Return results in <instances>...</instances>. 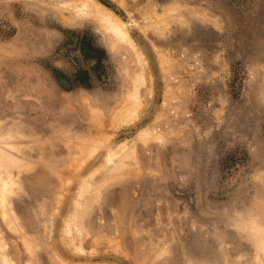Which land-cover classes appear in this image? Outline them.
I'll list each match as a JSON object with an SVG mask.
<instances>
[{
	"label": "rangeland",
	"instance_id": "obj_1",
	"mask_svg": "<svg viewBox=\"0 0 264 264\" xmlns=\"http://www.w3.org/2000/svg\"><path fill=\"white\" fill-rule=\"evenodd\" d=\"M0 264H264V0H0Z\"/></svg>",
	"mask_w": 264,
	"mask_h": 264
},
{
	"label": "bare ground",
	"instance_id": "obj_2",
	"mask_svg": "<svg viewBox=\"0 0 264 264\" xmlns=\"http://www.w3.org/2000/svg\"><path fill=\"white\" fill-rule=\"evenodd\" d=\"M87 7H88V4H87ZM87 10H91V12H93L95 14V17L101 21V23H103L104 26H106L118 39H120L121 41L123 42H126V43H132L130 37H129V34L127 32V30L125 29V27L123 26V24L116 18L113 16V14L109 13V12H103V10L97 8L95 9L94 7H90L89 9L87 8ZM142 83V80H139L137 79V84L140 85ZM138 88H136L137 90ZM137 92V91H136ZM134 93V94H131V98L135 101L137 100L136 98V94L137 93ZM128 117L129 113H125ZM131 117V116H130ZM148 133V132H147ZM146 134V132H145ZM148 135V134H146ZM123 148V147H122ZM95 150V148H94ZM93 150V151H94ZM123 152H124V149H123ZM122 152V153H123ZM114 154L108 156V161L111 162L112 161V158H113ZM94 180V179H92ZM91 181V180H90ZM87 183H90V182H87ZM84 185V188H83V194L86 193V191H89L88 189L90 188L89 187V184ZM94 182H91L90 184H92ZM93 186V184H92ZM91 186V187H92ZM5 188V187H4ZM88 193V192H87ZM86 193V194H87ZM5 196V195H4ZM82 196H85V195H82ZM4 198V197H3ZM11 226V225H10Z\"/></svg>",
	"mask_w": 264,
	"mask_h": 264
},
{
	"label": "crops",
	"instance_id": "obj_3",
	"mask_svg": "<svg viewBox=\"0 0 264 264\" xmlns=\"http://www.w3.org/2000/svg\"><path fill=\"white\" fill-rule=\"evenodd\" d=\"M201 152L203 153V151H201ZM202 153H201V155H202ZM215 155H216L215 158H212V161L209 160L207 163H206V160L204 162L203 157L201 156L202 158H200V161H201L200 162V172L199 173L195 172V175H198L199 179H200V181H199L200 187H199V189L196 190V192L199 191V197L201 199H202V195H204V191H205L204 186L208 185L209 182H213V181H215L214 184H213V188H215V189L212 188V190H211V192L209 194H210L211 198H213V199H220V196H219L220 194L218 193L219 192L218 191V185H219V183H218L219 182L218 175L220 173V171L218 172V169H220V167H217V165H218V161L216 162V160H218L217 159L218 158L217 153ZM195 159L197 160V157H195ZM229 159L234 160V157H229ZM214 161L216 162V165H215V167H211L212 165H214V163H215ZM195 163H196V161H195ZM229 163L231 164L233 162H231L229 160ZM241 166L242 165L238 164L237 166H234L233 169L236 168V167H241ZM213 168L217 170L218 174L216 172H213V173L211 172V170ZM252 168H253V170H255V165H253ZM215 177H216V179H215ZM199 206L201 207L202 204H200ZM223 206H225V205H223ZM226 206L227 207H232L234 205L229 204V205H226ZM203 207H204V205H203ZM227 223L230 224V225H233V223H230V222H227ZM216 224L218 226V224H220V223L217 222ZM194 255H198V254H194Z\"/></svg>",
	"mask_w": 264,
	"mask_h": 264
},
{
	"label": "trees",
	"instance_id": "obj_4",
	"mask_svg": "<svg viewBox=\"0 0 264 264\" xmlns=\"http://www.w3.org/2000/svg\"><path fill=\"white\" fill-rule=\"evenodd\" d=\"M75 41H77L78 39H73ZM81 42V47H80V50L82 52L83 55H92L93 57H98V52L94 49V47L92 46V42L89 41V39H84V40H79ZM78 49V48H77ZM74 56V55H73ZM86 57V56H84ZM72 63L75 65L76 69H81V65H82V60L81 59H75V57L73 58L72 57ZM95 64L94 62H91V65ZM98 63H96L97 65ZM83 66V65H82ZM95 66V65H94ZM93 69H95L93 67ZM62 77V76H61ZM62 80L64 81L65 80V83L66 84H69V80H66V79H63ZM69 87V85H67Z\"/></svg>",
	"mask_w": 264,
	"mask_h": 264
},
{
	"label": "flooded vegetation",
	"instance_id": "obj_5",
	"mask_svg": "<svg viewBox=\"0 0 264 264\" xmlns=\"http://www.w3.org/2000/svg\"><path fill=\"white\" fill-rule=\"evenodd\" d=\"M240 155H241V154H240ZM240 155H239L238 157H236L237 155L233 154L232 156H234V160H237V161L244 160V158L241 157ZM234 162H235V161H234Z\"/></svg>",
	"mask_w": 264,
	"mask_h": 264
}]
</instances>
